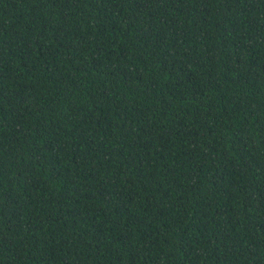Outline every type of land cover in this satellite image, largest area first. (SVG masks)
Returning a JSON list of instances; mask_svg holds the SVG:
<instances>
[{
	"label": "trees",
	"instance_id": "16d2710c",
	"mask_svg": "<svg viewBox=\"0 0 264 264\" xmlns=\"http://www.w3.org/2000/svg\"><path fill=\"white\" fill-rule=\"evenodd\" d=\"M0 264H264V0H0Z\"/></svg>",
	"mask_w": 264,
	"mask_h": 264
}]
</instances>
